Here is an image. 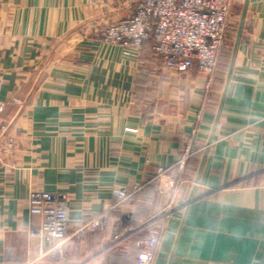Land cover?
Returning <instances> with one entry per match:
<instances>
[{"label": "crops", "instance_id": "obj_1", "mask_svg": "<svg viewBox=\"0 0 264 264\" xmlns=\"http://www.w3.org/2000/svg\"><path fill=\"white\" fill-rule=\"evenodd\" d=\"M138 2L0 0V125L14 142L0 157V264H134L130 240L111 246L113 229L124 235L172 198L153 264H264V0L247 1L222 103L232 50L206 88L149 44L129 58L103 42ZM159 168L178 179L163 194ZM41 191L65 197L59 250L29 236L40 217L28 200ZM98 217L100 229L76 234Z\"/></svg>", "mask_w": 264, "mask_h": 264}, {"label": "built area", "instance_id": "obj_2", "mask_svg": "<svg viewBox=\"0 0 264 264\" xmlns=\"http://www.w3.org/2000/svg\"><path fill=\"white\" fill-rule=\"evenodd\" d=\"M232 0H139L133 14L124 20L106 26L102 40L106 45H119L123 55L138 58L143 46L149 44L152 53L168 70L182 75L196 72L204 78L208 88L213 80L218 56L226 38ZM3 106H0V113ZM7 126L0 125V157L12 151L14 142L6 137ZM190 148L187 146L178 161L181 171ZM156 189L163 194L175 188L178 179L166 175L159 168L156 175ZM135 186L134 189H138ZM119 202L127 200L125 188L114 190ZM173 198L164 213L139 226L130 224L122 235L118 228L112 231L111 246L122 240H130L137 251L134 264H153L162 235L164 220L172 210ZM28 211L40 217L37 227L29 231V236L37 239L41 248L48 244L58 249L68 237L69 219L65 207V197L59 193L36 192L30 194ZM103 225V217L92 219L82 225L77 235L95 232Z\"/></svg>", "mask_w": 264, "mask_h": 264}, {"label": "rangeland", "instance_id": "obj_3", "mask_svg": "<svg viewBox=\"0 0 264 264\" xmlns=\"http://www.w3.org/2000/svg\"><path fill=\"white\" fill-rule=\"evenodd\" d=\"M232 2H231L230 13H229L226 38L224 40L221 51L219 53L218 62H217V67L222 63L221 66L223 67V70L227 68L229 56H230L233 43L235 40L236 32H237V27L239 23V15L241 12V8L238 6H234V3Z\"/></svg>", "mask_w": 264, "mask_h": 264}, {"label": "water", "instance_id": "obj_4", "mask_svg": "<svg viewBox=\"0 0 264 264\" xmlns=\"http://www.w3.org/2000/svg\"><path fill=\"white\" fill-rule=\"evenodd\" d=\"M247 1L248 0H245L244 5L242 7L241 16H240V20H239V23H238L237 32H236V36H235V40H234V44H233V48H232V53H231V59H230L229 67H228V72H227V75H226V78H225L224 88H223L222 97H221V103H222L223 97H224V95L226 93V89H227V86H228V83H229V80H230V76H231V72H232L233 59H234L236 48L238 46V42H239V39H240V34H241L243 21H244V17H245V12H246ZM220 106H221V104H220ZM219 110H220V107H219ZM215 123H216V121H215ZM210 141H211V136L209 138V141H208L207 145L210 144ZM191 201H192V195L189 197L188 202L185 205V207Z\"/></svg>", "mask_w": 264, "mask_h": 264}, {"label": "trees", "instance_id": "obj_5", "mask_svg": "<svg viewBox=\"0 0 264 264\" xmlns=\"http://www.w3.org/2000/svg\"><path fill=\"white\" fill-rule=\"evenodd\" d=\"M134 248V247H133ZM135 249V248H134ZM136 251V250H135ZM136 256H137V251H136Z\"/></svg>", "mask_w": 264, "mask_h": 264}]
</instances>
